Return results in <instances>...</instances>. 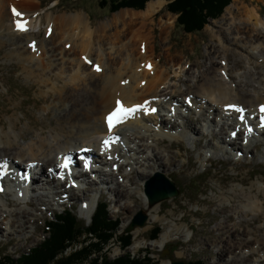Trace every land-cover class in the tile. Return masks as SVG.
Listing matches in <instances>:
<instances>
[{
	"label": "bare ground",
	"instance_id": "bare-ground-1",
	"mask_svg": "<svg viewBox=\"0 0 264 264\" xmlns=\"http://www.w3.org/2000/svg\"><path fill=\"white\" fill-rule=\"evenodd\" d=\"M256 1L245 0L241 7L237 0V3L228 5L223 19L229 18L231 20L227 29L236 36L233 35L231 38L225 39L216 37L219 40L218 43L208 46V51L201 55L204 59L202 61H192L191 56L187 54L191 65L198 68L190 71L191 78L182 77L184 65L181 55H175L172 58L173 65L177 66L173 72L170 68L158 66V62H164L161 56L158 62L151 60L152 57L145 59L141 58L140 55L137 56L135 52L138 51V47L135 43L132 44L128 41L118 45V41L123 39L122 36L126 35L129 29L132 31L134 22L144 23L162 9L161 0H149L146 8L142 11L128 8L119 10L113 14L112 18L99 22L94 28L82 11L64 13L53 17L56 20L55 23L54 20H50L45 29L51 33L49 43L53 52L46 51L40 43H33L35 46H31L29 53H34L32 54L34 56L35 54L39 55L38 53L48 54L51 52V55H54L58 48L63 50H61L64 52L63 56L71 53L73 55L71 64L74 69L72 79L77 82H74V86L62 87L54 96L56 99L53 110L55 115L51 116V112L47 113L50 123L53 124L50 127V138L47 137L45 131L47 123L41 125L38 133L32 131L30 127H22L20 137L30 139L24 144L13 138L15 135L7 132L4 125L1 126L0 223L6 225L8 234L17 236L21 242L29 241L32 238V233L38 232L41 226L39 223L41 218L37 216L36 212L38 210L44 212L55 206L67 204V201H74L73 203L88 201L87 214H92L95 205L93 204L94 200L90 197L91 193L105 192L102 188L108 183L106 177H101V173L104 176H110L112 184L117 185L114 187L115 197L119 196L132 200V205L125 201L124 209L134 211L136 208H141L143 213L149 215L148 224L164 218L161 217L163 216L161 215L163 201L152 203L146 193V185H144L145 188L139 187L137 191L141 198L137 197L136 192L128 187L130 182L136 183L134 175L123 173L124 166L132 167L133 165L131 161L127 160L128 151L132 153L129 154V157L134 158L137 163L146 162L148 166L153 168L151 171L138 172L135 170L143 182L150 180L156 172L172 174L173 172L167 171V168L172 165L185 166V163L175 160V153L171 150H168L171 155L166 159L167 161H164L165 150L150 142L152 136L163 135L160 131L161 128L165 129L166 121L162 116L156 115L157 110L160 109L158 105H163L164 110L168 111L167 115L171 118H167V120L169 119L173 130L176 128L174 122L178 121V125H180L179 120H183L184 126H180L179 134L185 138L189 135L198 148H203L204 145L201 140L195 138L193 133L196 132L192 128L190 129L184 120L186 117L183 112L178 111V107L176 110L169 108V105L162 104L158 101L159 97H163L167 103L175 100V103H180L178 106L195 108L199 114L203 115L204 122L209 124V128L212 121L216 122L217 126L221 123V127L225 130L229 140H221L215 143V146L224 155H228L226 158L228 161L242 162L243 157L236 154L237 151L242 152L243 149V154L250 155L254 148L258 149L262 144L264 145V126L261 125L262 113L260 111V106L264 105V94L262 95L260 92V89L264 90V72L259 69V57L262 56L261 53L264 50V20L262 19L264 12L262 8L252 6L253 2ZM7 2L12 4L11 10L15 9L20 15H16L14 11L10 12L9 9L3 15L1 10H3L4 5L3 2H0L1 32L6 30L8 36L17 37L18 33L22 34L29 28L39 25V21H34L32 15L36 17L39 14L40 0H7ZM236 7L239 9L236 10ZM237 18L239 22L235 23ZM17 25H20L22 30H18ZM24 36L28 38L26 44L31 45L32 37L27 32L22 35V37ZM138 36L140 37V35ZM107 40L112 43L109 47L110 50L116 53L115 56L112 53L109 54V60L104 59L99 50L103 48L102 46ZM130 40L132 41V39ZM228 40L232 44H239L243 49L231 47ZM138 41H140L139 38ZM141 41V44L145 43L144 39ZM2 43L4 44V41ZM96 44L99 45L97 54L94 53ZM171 49L170 46L168 51ZM210 49H214V53H211ZM256 49H259L258 52H255ZM253 57L256 59L252 60ZM48 59L50 65L52 62L54 63L52 59ZM246 62L254 63L253 65L257 69L248 68ZM73 63L78 67V70ZM91 63L94 65V70L89 72L88 77L82 78L80 71H83ZM96 66L99 67L98 71ZM236 66L245 67L243 74L237 71L234 73L233 69L237 68ZM29 69L32 71V67ZM189 70L190 68L186 72ZM176 77H179V80L187 85L186 89L179 87L177 83L172 81ZM80 80L83 83H79ZM191 84H193L192 87ZM53 86L55 85L53 84ZM175 92L184 98L185 104L180 102L178 98L176 99ZM118 101L124 108L132 104H142L145 107L143 110L135 111L123 118L113 131H109L106 117L116 108ZM230 105H235L236 109L230 108ZM172 120L174 121L173 124ZM126 123L130 124V127L123 128V124ZM16 126L14 121L13 127ZM226 129H231V132L226 131ZM211 133L218 135V132L214 130ZM111 136L116 137L115 140ZM202 136H204V132H202ZM104 138L113 141V143L117 141L115 145L118 147L114 148L112 152L111 144L107 146L102 143ZM116 139H119L121 143ZM240 140H243L244 144ZM83 149H92L85 153L87 162L92 163L91 170L81 168L82 172L76 178L71 177L67 172L58 170L60 167L58 165H62L64 161L62 159L64 155L70 153L71 150L78 153ZM149 150L153 156L146 157L145 155L144 160H142L144 152ZM96 154L100 156V159H97ZM135 154H141V156ZM201 158L212 159L214 153L203 152ZM29 161L36 163L34 167L29 168V171H32V178L25 190L21 188V185L16 189L17 181L13 180L18 177L22 178L20 170L23 165L25 169H28ZM98 161L99 163H97ZM151 162L157 166L154 167ZM6 165L12 172H15V175L12 176V184L4 187L3 183L6 181H3L4 177H1V170L6 168ZM36 168H40L41 172L39 169L37 171ZM106 168H110V171H106ZM117 173L121 174L123 179H120ZM93 176L96 178H92ZM125 178H127L126 182H124ZM20 184H25V180H21ZM41 188L43 191H40ZM257 188L260 192L264 191L263 184H258ZM83 189L89 193L85 200L82 199L85 195ZM230 192L232 195L221 196L219 209L222 212L217 211L210 219L211 222H217L223 216L224 220L210 228V232L228 233L229 236L238 233L236 240L233 241V239L228 238L227 246H219L216 251L222 252L221 248L225 247V250L234 254L240 248L236 253L238 257L234 255L229 257L227 263L222 261L219 263L245 264L251 256H256L259 251L264 255V242H260L261 236L259 235L250 239L246 235V231L240 233L239 225L244 222V218H247L249 213L238 208L248 207L255 211L252 213L250 222L253 219L255 221L257 219L261 221V218L264 220V196L260 195L261 198H258V193L250 196L249 190L246 191L237 187L231 188ZM236 198L237 200H235ZM232 200H234L233 205L228 206L227 202ZM209 205L213 206V204ZM226 207L230 208L224 210ZM207 213L208 210L204 212V214ZM185 216L173 217V222H167L165 230L159 238L152 240L149 245L158 248L164 246L173 236H187L189 227L195 231L196 229L192 224L181 222ZM229 221H233V223ZM128 222L129 220L125 222V225ZM0 226L3 227L1 224ZM145 229L147 227L136 226L134 232L138 235ZM241 235H245L242 242L239 240ZM15 240V238L4 237L1 239L3 244L16 245ZM245 248L248 250H244ZM178 254H181V251ZM261 257L264 256L261 255ZM262 261V258L257 259L254 264H260ZM162 264H169V262Z\"/></svg>",
	"mask_w": 264,
	"mask_h": 264
},
{
	"label": "rangeland",
	"instance_id": "rangeland-1",
	"mask_svg": "<svg viewBox=\"0 0 264 264\" xmlns=\"http://www.w3.org/2000/svg\"><path fill=\"white\" fill-rule=\"evenodd\" d=\"M110 1L111 0H106L105 2L104 0H40L38 5L39 8H41L39 14H37L36 17L35 15H32L34 21H39V25L37 27H31L26 31L32 37L31 45L26 44L28 39L27 36L22 37L26 32L22 34L18 33L17 37H10L6 30L2 32L0 31V132L1 126L4 125L7 132H10L13 136L15 135L13 138L24 144L29 142L30 139L20 137V129L22 127H30L32 131L38 133L42 127L41 125L47 123L48 125L45 128L46 135L48 138L51 137L50 127H52L53 124L50 123L48 117L49 114L47 113L51 112V116L55 115L53 110L56 99L54 96L57 95L58 90L62 87L68 85L74 86V82L76 83L77 81L72 79L74 69L71 64V59L73 58V55L70 53L63 56L64 52H62L63 50L61 48H58V51H55L54 55H51V52H53L49 43V35L51 33L49 30L45 31L46 26L50 20H54L55 23L56 20L53 18L55 16L64 13L68 14L82 11L85 13L87 19L94 28L99 22L112 18L113 14L119 10L126 8L131 10L134 9L136 11L144 10L149 0L145 2L144 9L120 7L117 10H111L109 8ZM161 1L163 3L162 9L153 17H149L144 23L139 21L138 23L134 22L132 31L129 29L128 33L122 36L123 39H120L119 41L117 40L118 45L125 44L128 41L132 44L135 43L138 47V53L135 52L137 56L140 55L141 58L145 59L152 57L151 60L153 59L157 62L161 56L164 59V62H158V66H161L160 68H170L173 72L177 69V66L173 65L172 58L175 55H181L183 57L182 60L184 65V70L181 73L182 77L191 78L190 71L192 72L198 68L195 65H191L187 54L191 56L192 61H202L204 59L201 55L203 52L208 51V46L218 43L219 40L216 37H223V39L231 38L234 34L227 29L231 20L229 18L223 19L224 13L228 5H233L238 2L241 7L243 4L242 2L245 0H237V2L236 0H230V2L223 8V12L219 17L209 18L202 29L194 32H187L182 26L178 25V14L168 9V3L172 0ZM0 2H3L4 5L3 10H1L3 15L8 9L10 12H13L11 10L12 4L7 2V0H0ZM252 6L262 8V11L264 12V0L253 2ZM235 9L237 10L239 8L236 7ZM262 19L264 20V14L262 15ZM238 22L239 19H235V23ZM134 32L135 35L133 36ZM138 35H140V37ZM234 36H236V34ZM138 38L140 41H138ZM214 38H216V40H213ZM130 39H132V41ZM142 39H144L145 42L143 44H141ZM3 41L4 44L2 43ZM33 43H40L46 51L51 52H48V54L38 53L39 55L35 54L33 56L32 54L34 53H29ZM228 43L231 47L239 50L243 49L239 44H232L229 40ZM111 44L112 43L107 40L104 42V46H102L103 48L99 49L103 58L106 60H109V54L112 53L113 56L116 54L110 50L109 47ZM98 46L99 45L96 44L94 47V53L96 54L98 52ZM170 46L172 49L171 51H168ZM213 50L210 49V51H212L211 53H214ZM258 50L259 49H256L255 52H258ZM21 51H23V53H21ZM261 54L262 56L259 57V69L264 72V50ZM48 58L52 59L54 63L52 62L50 65ZM255 59L256 58L253 57L252 60ZM216 60L218 61V59ZM253 64L246 62L248 68L251 67L253 70L257 69ZM215 65L217 66V63H215ZM31 67L32 71L29 69ZM75 67L76 70H78V67ZM236 67L237 68L233 69L234 73L237 71L238 73L243 74L245 67ZM189 68V72H186ZM92 70H94V65L91 63L83 69L84 72L82 70L80 71L82 73V78L88 77L89 72ZM172 81L177 83L181 88H187V85H185L183 81H180L179 77H176L175 80ZM79 83H83V81L80 80ZM53 84L55 86H53ZM192 86L193 84H191V87ZM260 90L263 95L264 90ZM174 94L176 99L178 98L180 102H184L185 104L184 98L181 97L178 92H175ZM164 100L163 97L158 98V101L167 106L169 105V108L177 110L178 107V111L183 112L186 117L184 120H186L190 129L192 128V130L196 132L193 133L195 138L201 140L204 145L203 148H198L195 146L189 135L185 138L179 134V130L184 126L183 120H179L180 125H178V121L174 122L172 120V124L173 122L176 124V128L173 130L169 123V119L167 120V118H171L167 115L168 111L164 110L163 105H158L160 106V109L157 110L156 115L162 116L164 121H166L165 129L161 128L160 131L163 135L159 134L155 137L152 136V141L150 142L165 150L164 161H167L166 159L171 155L168 152V150H171L175 153V160L181 161L183 164L185 163V166L176 164L167 168V171L173 173L165 175L174 180L179 193L174 197L161 200L163 201L161 208V215L163 216L161 217L164 218H160L153 223L148 224L149 215L144 212V214L147 215V220L144 225L137 227H147V229L142 233L140 232L138 235L134 232L135 228L131 231H127L126 229L129 226L130 221H132L133 217L139 211H142V209L136 208L134 211L124 209L123 206L125 201L132 205V200L119 196L115 197L114 187L117 185L112 184L110 176H104L101 173V177H106L108 183L107 186L102 188L105 192L96 191L91 193L90 197L94 200L93 204L95 207L90 215H88L87 212H79V207L82 203L77 201L76 203H73L74 201H67V204L55 206L44 212L38 210L36 213L37 216L41 218L39 221L41 225L40 230L36 233H32V238L27 242H21L17 236L8 234L9 231L6 225L0 223L3 225V227L0 226V237L10 239L15 238L17 243L14 245L3 244V242H0V257L4 255L18 257L21 253L29 251L31 247L40 243L44 237L47 236V221L53 218L57 213H60V211L67 208L73 210L81 224L89 226L98 203L104 202L108 204L110 217L115 219L120 218V225L117 233H119V235L129 232L133 234L132 243L126 247V249L122 248L116 236L114 239H110V244L105 252L110 258H115L121 255L125 250L134 254H141V256H143L147 250L150 251L151 256L153 257L152 264H162L163 262H169V264H172L173 260L187 262L192 259H201L204 261V264H221L219 262H228L229 257L231 256L235 255L238 257L236 253L240 248L234 254L225 250V247L221 248L223 250L222 252L216 251L219 246H227L228 238L233 239V241L236 240L238 233L229 236L228 233L220 234L217 231L210 232V228L215 227L217 223L224 220L223 216H221L217 222H211L210 219L217 211L222 212L219 209V201L224 197L223 195H232L230 189L233 187L242 188L246 191L249 190L250 196L255 195L256 193H258V198H261L260 195L264 196V191L260 192L257 188L258 184L264 185V145L262 144L258 149L254 148L250 155L243 154V149L242 152L237 151L236 154H240L239 156L243 157L244 162L236 163L235 160L228 161L226 159L228 155H224V153L215 146V143H218L221 140H229L227 134H225V130L221 127V123L217 126L216 122L212 121L209 128V124L204 122L203 115L199 114L195 108L178 106L180 103H175V100L170 103H167ZM14 121L17 124L16 127H13ZM128 127H130V124H123V128ZM213 130L218 132V135H213L211 133ZM226 131L231 132V129H226ZM202 132H204V136H202ZM240 142L244 144L243 140H240ZM117 147V145L112 146V152L114 151V148ZM203 152L214 153V158L209 160L208 158H201V153ZM129 154H132L131 151H128L127 160L131 161L133 165L132 167L124 166L123 173L135 176L136 183L128 182V187L136 192L135 195L137 197L141 198L137 191L139 190V187L145 188L144 185L147 181L143 182L135 170L138 172L143 170L151 171L153 168L148 166L146 162L137 163L134 158L129 157ZM135 155L141 156V154ZM145 155L146 157L153 156L151 150H149L144 152V156L141 158L142 160H144L143 157H145ZM96 157L97 159H100V156H97V154ZM97 163H99V161ZM151 163L154 167L157 166L154 162ZM78 166L81 168L83 167V164L79 165L78 163ZM36 169L37 171L38 169L40 170V168ZM105 170L109 172L110 168H106ZM39 172H41V170ZM117 175H119L120 179H123L121 178V174L117 173ZM89 177L91 178V176ZM126 181L127 178H125L124 182ZM67 185L69 186V184ZM40 191H43V189L41 188ZM83 191L85 195L82 199L85 200L89 196V193L85 192V189H83ZM235 200H237V198ZM233 203L234 200L227 202L228 206H232ZM209 204H213V206ZM229 208L230 207H226L224 210H228ZM238 209L247 211L250 214H248L247 218H244V222L239 225L240 233L246 231V235H248L250 239L259 235L261 236L260 242H264V220H262V218L261 221H258V219L255 221L253 219V221L250 222L249 220L252 218V213H255V211L250 210L248 207ZM207 210L208 213L204 214ZM182 215L186 216L181 222L183 224H192L196 229L195 231L189 227L187 229V236H173L164 246L158 248L149 245L152 240H155L152 239V229L155 226L159 225L161 227V231L159 232L158 237H156V239H158L161 233L165 230L166 223L171 222L173 217H181ZM128 220L129 222L125 225V222ZM229 222L233 223V221ZM240 238L241 239L239 240L241 242L244 241L245 235H241ZM80 240H82V238H80ZM78 245L80 246L78 243L71 245L67 249L66 254L71 252ZM237 246L239 245L237 244ZM244 250L248 249L245 248ZM179 251H181V254H178ZM260 252L261 251H259L256 256H251L252 258L250 257L245 264H254V261L260 258L263 259L260 264H264V257H261V255H264Z\"/></svg>",
	"mask_w": 264,
	"mask_h": 264
},
{
	"label": "trees",
	"instance_id": "trees-1",
	"mask_svg": "<svg viewBox=\"0 0 264 264\" xmlns=\"http://www.w3.org/2000/svg\"><path fill=\"white\" fill-rule=\"evenodd\" d=\"M106 0H104L105 2ZM147 0H111L109 8L117 10L120 7L143 8ZM230 0H172L168 9L178 14L177 23L187 32L203 28L209 18H217ZM145 8V7H144ZM143 8V9H144ZM47 236L18 257L1 256L0 264H152L150 251L143 256L125 250L121 255L110 258L107 247L110 239L115 236L123 249L132 243L133 234L118 232L120 218L109 215L108 204L98 203L89 226L81 224L72 209L67 208L57 213L47 221ZM161 227L152 229L153 237H158ZM82 238V240H80ZM76 246L66 254L73 244ZM186 264H204L201 259H192Z\"/></svg>",
	"mask_w": 264,
	"mask_h": 264
},
{
	"label": "water",
	"instance_id": "water-1",
	"mask_svg": "<svg viewBox=\"0 0 264 264\" xmlns=\"http://www.w3.org/2000/svg\"><path fill=\"white\" fill-rule=\"evenodd\" d=\"M146 193L152 203L163 199L171 198L178 195L179 190L175 185L174 180L162 172H157L154 177L147 181ZM147 220V215L139 211L127 227V231H131L136 226H142ZM172 264H186V261L173 260Z\"/></svg>",
	"mask_w": 264,
	"mask_h": 264
},
{
	"label": "snow or ice",
	"instance_id": "snow-or-ice-1",
	"mask_svg": "<svg viewBox=\"0 0 264 264\" xmlns=\"http://www.w3.org/2000/svg\"><path fill=\"white\" fill-rule=\"evenodd\" d=\"M14 13L16 15H20L18 12H16L15 9H13ZM18 27V30H22L21 26L20 25H17ZM35 45L33 44L32 47H34ZM96 70L98 71L99 70V67L96 66ZM139 106H135L134 108H124L120 105L119 101L117 102V106L115 109H113L106 117V123L109 127V129H111L114 125V123H120L122 122L123 118L125 116H127L130 112H133L136 110V108H138ZM230 108H233V109H236V106L235 105H230L229 106ZM239 110V109H238ZM239 111H242V110H239ZM260 111L262 113V116H261V125L264 126V105H261L260 106ZM113 141H109V140H105L103 141L102 143L105 144V145H108L110 146V144L112 143ZM64 160V164L61 165L62 167L64 168H67L68 166V157L65 156L62 158Z\"/></svg>",
	"mask_w": 264,
	"mask_h": 264
}]
</instances>
